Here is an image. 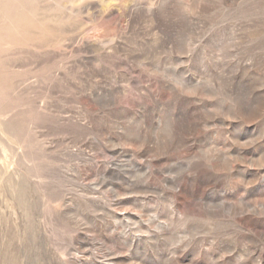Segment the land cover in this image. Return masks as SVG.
I'll return each instance as SVG.
<instances>
[{
    "label": "rangeland",
    "instance_id": "obj_1",
    "mask_svg": "<svg viewBox=\"0 0 264 264\" xmlns=\"http://www.w3.org/2000/svg\"><path fill=\"white\" fill-rule=\"evenodd\" d=\"M0 264H264V0H0Z\"/></svg>",
    "mask_w": 264,
    "mask_h": 264
}]
</instances>
